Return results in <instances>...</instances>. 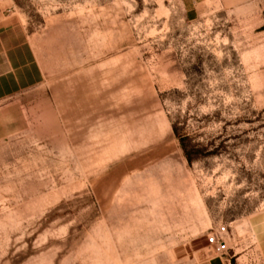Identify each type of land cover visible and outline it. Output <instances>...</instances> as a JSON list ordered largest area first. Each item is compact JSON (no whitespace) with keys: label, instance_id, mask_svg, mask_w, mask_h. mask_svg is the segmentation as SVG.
I'll return each mask as SVG.
<instances>
[{"label":"rangeland","instance_id":"obj_1","mask_svg":"<svg viewBox=\"0 0 264 264\" xmlns=\"http://www.w3.org/2000/svg\"><path fill=\"white\" fill-rule=\"evenodd\" d=\"M197 7L0 0V264H264V0Z\"/></svg>","mask_w":264,"mask_h":264},{"label":"built area","instance_id":"obj_2","mask_svg":"<svg viewBox=\"0 0 264 264\" xmlns=\"http://www.w3.org/2000/svg\"><path fill=\"white\" fill-rule=\"evenodd\" d=\"M230 228L226 225L221 226L216 231H213L207 237L208 246L212 248L214 254L218 258H227L229 248Z\"/></svg>","mask_w":264,"mask_h":264},{"label":"crops","instance_id":"obj_3","mask_svg":"<svg viewBox=\"0 0 264 264\" xmlns=\"http://www.w3.org/2000/svg\"><path fill=\"white\" fill-rule=\"evenodd\" d=\"M205 0H182L184 6L189 9V12L194 14L198 12V5H200ZM198 14V13H197ZM13 51V50H11ZM9 51V52H11ZM8 52V53H9ZM12 53V52H11ZM8 63L11 66V71H14V64L12 56L7 55ZM9 71H6L4 75H7ZM2 76V75H1ZM229 261L223 260L216 256L212 257L207 264H228ZM230 263V262H229Z\"/></svg>","mask_w":264,"mask_h":264}]
</instances>
